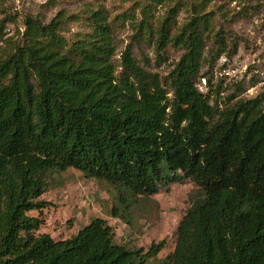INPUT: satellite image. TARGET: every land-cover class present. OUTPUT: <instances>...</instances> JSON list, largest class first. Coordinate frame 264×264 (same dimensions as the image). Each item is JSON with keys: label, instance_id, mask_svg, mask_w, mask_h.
<instances>
[{"label": "trees", "instance_id": "1", "mask_svg": "<svg viewBox=\"0 0 264 264\" xmlns=\"http://www.w3.org/2000/svg\"><path fill=\"white\" fill-rule=\"evenodd\" d=\"M85 14L90 31L70 45L60 31L75 16L27 15L0 56V264H148L162 249L127 250L100 218L66 240L35 235L47 174L69 168L131 197L181 179L197 187L162 264H264V99L219 109L197 88L210 20L195 15L173 36L174 16L160 26L157 50H184L163 80L169 99L130 46L116 76L107 11Z\"/></svg>", "mask_w": 264, "mask_h": 264}, {"label": "rangeland", "instance_id": "2", "mask_svg": "<svg viewBox=\"0 0 264 264\" xmlns=\"http://www.w3.org/2000/svg\"><path fill=\"white\" fill-rule=\"evenodd\" d=\"M99 4L115 28L113 62L117 77L121 55L130 46L135 62L157 75L163 86L184 50L169 44L158 51L155 43L160 26L168 16H174L169 20L173 36L193 16H207L210 32L196 78L197 88L219 109L237 101L264 99V0H0V56L21 42L27 15L37 16L43 23L50 22L58 12L75 16L60 31L70 45L90 31L85 13ZM141 22L143 31L138 33ZM219 47L224 51L217 56ZM164 88L172 99L171 92ZM45 180V193L38 199L45 208L40 213H29L43 220L35 235L66 240L92 219L100 218L112 228L114 242L127 250L144 255L152 244L163 242L148 264H162L173 253L177 226L198 195L197 187L188 179L165 186L150 197H131L73 168L50 172Z\"/></svg>", "mask_w": 264, "mask_h": 264}]
</instances>
